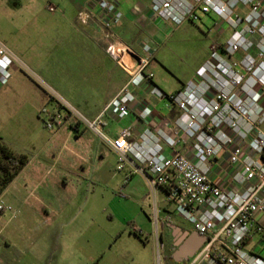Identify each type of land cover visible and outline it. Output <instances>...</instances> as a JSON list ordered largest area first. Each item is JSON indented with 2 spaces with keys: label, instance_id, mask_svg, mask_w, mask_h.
<instances>
[{
  "label": "built area",
  "instance_id": "obj_1",
  "mask_svg": "<svg viewBox=\"0 0 264 264\" xmlns=\"http://www.w3.org/2000/svg\"><path fill=\"white\" fill-rule=\"evenodd\" d=\"M95 3L105 14V28L121 21L123 13L114 0ZM151 6L157 16L175 25L199 21L203 14L217 15V30H229L230 35L211 45L196 79L178 91L167 93L152 85L156 97L180 110L171 131L151 126L154 109L145 104L138 116L150 124L139 136L132 127L123 128L115 139L101 134L119 157L118 169L128 161L145 176L154 197L157 233L159 225L175 214L206 236L183 264H264V0H152ZM49 8L56 9L51 4ZM92 15L83 9L78 19L88 23ZM115 48L114 43L108 46L121 61ZM130 54L136 64H122L131 76L100 116L91 121L63 102L71 117L99 130L104 113L129 109L135 99L133 88L153 83L154 78L147 70L150 58ZM20 65L18 55L0 42V89ZM66 119L59 112L46 126L58 129ZM223 164L231 169L232 187L214 180L215 170ZM159 190L173 206L164 216ZM0 210L13 207L1 203Z\"/></svg>",
  "mask_w": 264,
  "mask_h": 264
},
{
  "label": "rangeland",
  "instance_id": "obj_2",
  "mask_svg": "<svg viewBox=\"0 0 264 264\" xmlns=\"http://www.w3.org/2000/svg\"><path fill=\"white\" fill-rule=\"evenodd\" d=\"M78 1L0 0V42L21 60L0 89V131L17 152L22 151V138L28 136L25 128L39 142L57 130L46 123L53 112L68 113L63 102L90 119L83 108L84 97L96 107L106 91L125 76L113 62L106 61L105 67L103 62L92 61V68L97 69L91 84L85 83V91L79 89L75 99L66 92V82L58 80L57 64L65 61L59 62L48 52L53 26L66 14L70 17ZM201 16L199 21L176 25L165 51L168 69L161 67L158 78L165 74L167 81L178 86L188 83L209 58L211 45L229 37V30H217V15ZM110 73L117 75L110 77ZM78 80L82 87L83 79ZM100 128L93 130L104 138ZM119 164L113 152L90 156L83 169L75 166L78 174L73 172L66 184L51 187H26L19 177L0 197V204L13 207V211L0 210V264H169V240L165 233L160 236L161 224L157 233L154 197L147 180L130 162L122 169ZM78 175L80 181L72 179ZM16 185L21 186L19 193ZM158 197L164 216L173 206L167 204L162 190ZM176 216L171 214L178 221L174 228L182 243L191 223Z\"/></svg>",
  "mask_w": 264,
  "mask_h": 264
},
{
  "label": "crops",
  "instance_id": "obj_3",
  "mask_svg": "<svg viewBox=\"0 0 264 264\" xmlns=\"http://www.w3.org/2000/svg\"><path fill=\"white\" fill-rule=\"evenodd\" d=\"M114 1L122 11L123 17L119 23L113 24L109 29L105 28V14L96 5L95 0H79L70 17L66 14L63 20L54 24L51 48L48 52L56 60L65 61V64H57V78L62 84L66 82V92L73 94L72 98L75 99V94L79 89L84 88L85 83L87 85L91 84V77L94 76V72L97 69L96 67L95 69L92 68V61L98 62V64L103 62L105 67L108 66L106 61L113 62L118 67V72L123 71L125 73V76L118 79L110 90H105L107 95L96 104V107L92 108L88 103L89 97H84L83 108L91 114V118L88 119L92 121L100 116L108 102L128 82L131 75L122 63L127 64L126 60L129 57L131 58L130 53L136 52L142 56H147L150 58L147 70L154 73L153 83L144 82L142 85L133 88L135 99L129 103V109L109 110L104 113L99 120L100 131L110 139H115L123 128L132 127L134 135L139 136L150 124L138 116L139 110L145 104L151 105L154 109L151 126L154 129L163 128L171 131L172 123L180 114V110L171 104L169 100L156 97L151 92V88L155 84L165 92L171 93L178 91L187 84L182 82L178 86L173 81H167L168 77H165V74H162L163 77L160 75V78L157 76L160 74L161 67L165 70L168 69L165 51L171 36L178 27L171 21L164 20L156 15L151 6L152 0ZM83 9L92 11L93 15L88 23H82L78 19V13ZM112 43L116 45L115 53L122 56L121 61L108 50V46ZM146 45L150 47V50L145 49ZM135 64L136 61L133 59L127 65L131 67ZM197 74L191 80L196 79ZM115 75L117 74H109L110 77H116ZM173 75L178 81V75L174 73ZM79 78L83 79L82 87H80ZM82 91L85 90L83 89ZM38 106L41 109L42 105L38 104ZM55 114L54 112L51 113V117L55 116ZM66 117L65 123L60 128L55 132L53 131L52 134H46L45 138L40 140V142L38 139L32 138L29 128H25L28 136L24 139L22 138V151L18 153L27 154L29 161L6 190L11 185L16 184L17 179L21 176L22 184L26 187H34L38 184H45L51 187L52 184L61 182L66 184L72 177L71 174L73 172L76 173L74 171V169L76 170L75 166L83 169L85 162L90 156L98 154L104 156L109 152L116 153L109 143L104 138H101L98 133L94 132L93 129L77 121L75 117H71L68 113ZM43 129L41 127L42 131H44ZM0 135L5 139L1 131ZM12 147L14 148V146ZM58 166L60 168L57 170ZM230 170V167L223 164V166L215 170L213 174L214 180L226 187H232L228 180ZM74 177L72 179L81 180L79 175ZM15 190L19 193L21 186L16 185ZM261 217L263 219L264 215H261ZM165 224H172L175 227L178 221L172 218ZM188 229V233L195 231L192 225Z\"/></svg>",
  "mask_w": 264,
  "mask_h": 264
},
{
  "label": "trees",
  "instance_id": "obj_4",
  "mask_svg": "<svg viewBox=\"0 0 264 264\" xmlns=\"http://www.w3.org/2000/svg\"><path fill=\"white\" fill-rule=\"evenodd\" d=\"M29 156L18 153L0 135V195L28 163Z\"/></svg>",
  "mask_w": 264,
  "mask_h": 264
},
{
  "label": "water",
  "instance_id": "obj_5",
  "mask_svg": "<svg viewBox=\"0 0 264 264\" xmlns=\"http://www.w3.org/2000/svg\"><path fill=\"white\" fill-rule=\"evenodd\" d=\"M205 240L206 236L197 230L187 233L177 250L178 260L181 262L188 260Z\"/></svg>",
  "mask_w": 264,
  "mask_h": 264
},
{
  "label": "flooded vegetation",
  "instance_id": "obj_6",
  "mask_svg": "<svg viewBox=\"0 0 264 264\" xmlns=\"http://www.w3.org/2000/svg\"><path fill=\"white\" fill-rule=\"evenodd\" d=\"M161 225H162V233L160 236L163 238L165 233L169 240L168 241L169 264H183V262L178 260V254H177V250L181 244L178 243V229L174 228L172 224L166 225L165 222L161 223ZM186 236L187 235H185V238Z\"/></svg>",
  "mask_w": 264,
  "mask_h": 264
},
{
  "label": "bare ground",
  "instance_id": "obj_7",
  "mask_svg": "<svg viewBox=\"0 0 264 264\" xmlns=\"http://www.w3.org/2000/svg\"><path fill=\"white\" fill-rule=\"evenodd\" d=\"M132 60H133L132 57H131V58L129 57V58L126 60L127 64H130V62H132Z\"/></svg>",
  "mask_w": 264,
  "mask_h": 264
}]
</instances>
